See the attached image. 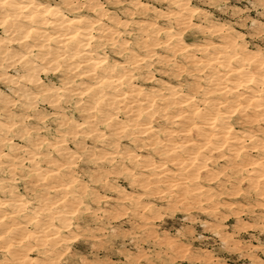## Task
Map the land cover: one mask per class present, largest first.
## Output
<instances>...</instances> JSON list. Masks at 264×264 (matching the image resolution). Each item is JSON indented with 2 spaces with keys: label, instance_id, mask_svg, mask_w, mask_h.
I'll list each match as a JSON object with an SVG mask.
<instances>
[{
  "label": "clouds",
  "instance_id": "clouds-1",
  "mask_svg": "<svg viewBox=\"0 0 264 264\" xmlns=\"http://www.w3.org/2000/svg\"><path fill=\"white\" fill-rule=\"evenodd\" d=\"M0 264H264V0H0Z\"/></svg>",
  "mask_w": 264,
  "mask_h": 264
}]
</instances>
